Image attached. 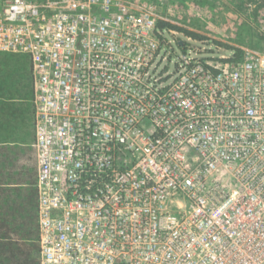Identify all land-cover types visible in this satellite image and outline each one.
Masks as SVG:
<instances>
[{
    "label": "built area",
    "instance_id": "built-area-1",
    "mask_svg": "<svg viewBox=\"0 0 264 264\" xmlns=\"http://www.w3.org/2000/svg\"><path fill=\"white\" fill-rule=\"evenodd\" d=\"M160 20L0 0V52L33 79L40 264H264V52Z\"/></svg>",
    "mask_w": 264,
    "mask_h": 264
},
{
    "label": "rangeland",
    "instance_id": "rangeland-1",
    "mask_svg": "<svg viewBox=\"0 0 264 264\" xmlns=\"http://www.w3.org/2000/svg\"><path fill=\"white\" fill-rule=\"evenodd\" d=\"M150 1L156 3L166 22L198 33L201 37L192 36L198 44L212 46L219 54L230 55L243 48L264 52V0H165L164 4ZM28 60L19 54L0 52V87H10L24 95L30 93L32 97Z\"/></svg>",
    "mask_w": 264,
    "mask_h": 264
},
{
    "label": "crops",
    "instance_id": "crops-1",
    "mask_svg": "<svg viewBox=\"0 0 264 264\" xmlns=\"http://www.w3.org/2000/svg\"><path fill=\"white\" fill-rule=\"evenodd\" d=\"M32 98L33 91L31 97L30 93L0 87V232L22 242L38 239V157Z\"/></svg>",
    "mask_w": 264,
    "mask_h": 264
},
{
    "label": "trees",
    "instance_id": "trees-1",
    "mask_svg": "<svg viewBox=\"0 0 264 264\" xmlns=\"http://www.w3.org/2000/svg\"><path fill=\"white\" fill-rule=\"evenodd\" d=\"M159 26H168L170 28L178 29L188 36L201 37L196 32L163 20L159 21ZM224 45L229 47L226 44ZM237 52H241V49H237ZM0 264H40L38 242L36 239L31 240L30 242L12 240L6 233H2L1 235L0 232Z\"/></svg>",
    "mask_w": 264,
    "mask_h": 264
}]
</instances>
